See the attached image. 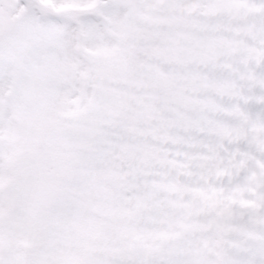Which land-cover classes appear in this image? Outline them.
<instances>
[{
  "label": "snow or ice",
  "instance_id": "1",
  "mask_svg": "<svg viewBox=\"0 0 264 264\" xmlns=\"http://www.w3.org/2000/svg\"><path fill=\"white\" fill-rule=\"evenodd\" d=\"M0 264H264V0H0Z\"/></svg>",
  "mask_w": 264,
  "mask_h": 264
}]
</instances>
